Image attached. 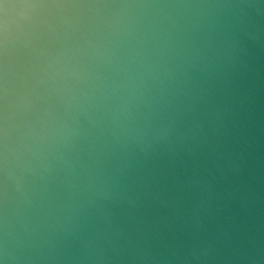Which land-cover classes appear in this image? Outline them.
<instances>
[{
    "label": "water",
    "instance_id": "95a60500",
    "mask_svg": "<svg viewBox=\"0 0 264 264\" xmlns=\"http://www.w3.org/2000/svg\"><path fill=\"white\" fill-rule=\"evenodd\" d=\"M0 264H264V0H0Z\"/></svg>",
    "mask_w": 264,
    "mask_h": 264
}]
</instances>
